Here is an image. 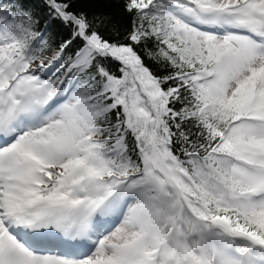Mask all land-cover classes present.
I'll return each mask as SVG.
<instances>
[{"label":"snow or ice","instance_id":"1","mask_svg":"<svg viewBox=\"0 0 264 264\" xmlns=\"http://www.w3.org/2000/svg\"><path fill=\"white\" fill-rule=\"evenodd\" d=\"M0 264H264V0H0Z\"/></svg>","mask_w":264,"mask_h":264},{"label":"trees","instance_id":"2","mask_svg":"<svg viewBox=\"0 0 264 264\" xmlns=\"http://www.w3.org/2000/svg\"><path fill=\"white\" fill-rule=\"evenodd\" d=\"M111 10L114 11V12L119 13V8L117 6H113Z\"/></svg>","mask_w":264,"mask_h":264}]
</instances>
